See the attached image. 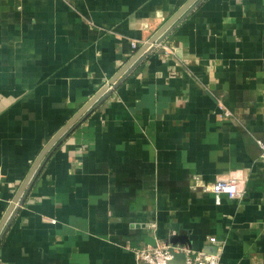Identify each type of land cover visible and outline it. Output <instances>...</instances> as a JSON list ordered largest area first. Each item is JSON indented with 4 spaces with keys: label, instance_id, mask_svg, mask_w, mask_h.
Masks as SVG:
<instances>
[{
    "label": "crops",
    "instance_id": "obj_1",
    "mask_svg": "<svg viewBox=\"0 0 264 264\" xmlns=\"http://www.w3.org/2000/svg\"><path fill=\"white\" fill-rule=\"evenodd\" d=\"M188 1L0 0V223L48 143ZM259 141L264 0H202L51 154L0 264H136L146 235L264 264ZM230 177L243 197L213 191Z\"/></svg>",
    "mask_w": 264,
    "mask_h": 264
},
{
    "label": "water",
    "instance_id": "obj_2",
    "mask_svg": "<svg viewBox=\"0 0 264 264\" xmlns=\"http://www.w3.org/2000/svg\"><path fill=\"white\" fill-rule=\"evenodd\" d=\"M202 0H189L184 4L159 31L145 43L134 56L105 84L96 95L73 117V119L67 123L48 143L45 149L42 151L37 161L33 165L30 173L24 181L20 191L15 197L13 203L9 207L7 214L0 223V243L18 212L19 206H21L29 191L31 190L37 176L39 175L44 164L50 158L51 154L58 148L62 142L70 135V133L80 124L83 120L97 107V105L104 99L106 94L111 91V88L117 87V85L124 80L148 55V53L155 48V45L161 44L167 35L179 24L191 11H193ZM149 244L156 245V240L151 236L143 237ZM218 247H214L213 250H206L209 254H216Z\"/></svg>",
    "mask_w": 264,
    "mask_h": 264
},
{
    "label": "built area",
    "instance_id": "obj_3",
    "mask_svg": "<svg viewBox=\"0 0 264 264\" xmlns=\"http://www.w3.org/2000/svg\"><path fill=\"white\" fill-rule=\"evenodd\" d=\"M133 46L137 47L135 43H133ZM164 49L167 52L171 51L168 46H164ZM219 107L222 110L221 116L224 118L234 116L233 112L225 107L223 103L220 102ZM259 144L262 148L261 157L264 159V142L259 141ZM213 191L219 194H228L230 197L241 198L244 195L236 177L218 179L213 184ZM209 241L217 245L218 250L216 254H209L204 249H196L192 246L172 245L160 242H157L156 245L143 244L134 249L136 264H221L218 252L223 246V241L218 240L216 237H209Z\"/></svg>",
    "mask_w": 264,
    "mask_h": 264
}]
</instances>
